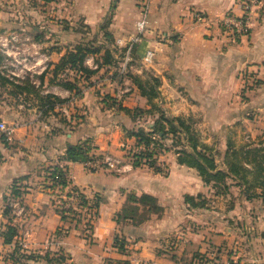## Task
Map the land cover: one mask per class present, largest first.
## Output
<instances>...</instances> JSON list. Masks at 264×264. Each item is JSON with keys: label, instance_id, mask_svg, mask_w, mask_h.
<instances>
[{"label": "crops", "instance_id": "crops-1", "mask_svg": "<svg viewBox=\"0 0 264 264\" xmlns=\"http://www.w3.org/2000/svg\"><path fill=\"white\" fill-rule=\"evenodd\" d=\"M19 2L26 4L22 5L25 13L41 21L13 28H32L29 52L38 53L30 55L31 64L23 72L34 88L13 86L0 78V121L15 126L10 141L2 140L0 134V232L8 226L17 231L9 245L0 236V264H40L42 258L43 264H102L108 259L173 264L177 259H168L165 249L159 250L181 221L174 208L199 209L189 207L185 196L196 203L201 199L207 207L209 195H216L194 169L178 164L171 141L165 142L167 150L156 157L162 172L145 166L119 173L103 168L90 171L81 163L64 162L65 151L70 145L90 141L96 156L120 158L122 147L134 144L126 139L125 131L150 128L160 116L189 121L206 147L209 142L225 143L224 162L233 142L264 141V14L248 36L234 38L225 34L220 21L227 14L241 15L239 0ZM143 4H147V24L137 35ZM196 14L201 21L194 18ZM130 44L126 76L119 77L123 52ZM76 47L95 51L83 63L92 74L73 71L62 76L58 65ZM105 51L111 56L108 64H103ZM145 56L150 57L149 63ZM15 81L17 85L22 79ZM65 82L74 92L78 90L76 97L63 86ZM47 94L66 103L46 110L42 99ZM136 109L146 112L140 121L131 115ZM211 156L216 159L212 151ZM224 162L219 170H226ZM53 167L64 169V187H50L47 176ZM15 181L23 193L13 199L14 208L5 217V202L11 199ZM78 195L86 200L84 206ZM142 195L156 200L160 215H150L138 226L129 219L117 223L127 198ZM57 200H66L70 208L58 211ZM85 219L92 223L88 233L80 231L78 224L67 226ZM258 224L264 244V220ZM215 225L210 219L206 234L230 240L228 235L218 236L221 232H216ZM117 235L126 243L124 253L114 247ZM248 247L250 263L264 264V247L257 256ZM55 253L66 259L56 260ZM18 254L25 256V263L10 262Z\"/></svg>", "mask_w": 264, "mask_h": 264}, {"label": "trees", "instance_id": "trees-1", "mask_svg": "<svg viewBox=\"0 0 264 264\" xmlns=\"http://www.w3.org/2000/svg\"><path fill=\"white\" fill-rule=\"evenodd\" d=\"M116 0H113L115 3ZM88 54H95V51L89 49H81L76 47L74 52L67 54L65 58L58 65L59 71H64L65 69L81 71L87 76L92 74V72L87 71L83 67L84 58ZM111 60V56L108 51H105L103 56V64H108ZM3 58L0 56V67L2 66ZM118 75V73H117ZM123 77V75H118ZM126 76V75H125ZM124 76V77H125ZM0 78L8 82L13 86L33 87L29 83L28 79L22 81H17V85L14 82L5 79L0 72ZM63 86L69 89V92H74V88L63 83ZM75 90L74 95L79 94ZM152 96L155 93L152 92ZM42 107L46 110H52L56 106H62L65 102L60 101L56 97L45 95L42 99ZM115 103H111L114 106ZM45 110V112H46ZM118 110H121L118 107ZM130 114L129 111H126ZM133 119H141L146 113L139 109L131 112ZM140 121V120H139ZM126 139L133 140L132 152L127 155L130 160V165L133 169L145 166L155 172H162L158 168L156 157L162 151L167 150L165 144L166 141H171L170 149H173L177 155V162L179 165L186 166L188 168L194 169L202 182L206 185H210L215 192V195L223 196L228 193L231 182H239V185L243 187V191L250 188H258L261 190L259 195L264 201V143L261 147L250 148L245 146L240 148L238 151L228 147V155L225 157V167L226 170H219L214 158L211 156V149L205 145L200 144L198 137L192 129L189 121L181 118L167 119L164 116H160L153 123L152 127L148 128L146 126H140L130 131H125ZM2 140L4 137L2 136ZM5 141V140H4ZM152 145V146H151ZM96 148L93 147L90 141H84L77 143L75 145H70L65 151L63 161L66 163H85L89 160L100 161L103 159L101 155H95ZM232 150V151H231ZM126 157V156H125ZM64 169L53 167L47 176L50 187H64L67 181L64 179ZM249 177L251 180H249ZM23 179H18L22 181ZM17 181L11 188L10 198L18 199L21 197L23 191L22 188L17 186ZM74 190V189H73ZM77 192V190H74ZM199 198V197H198ZM78 200L85 205L86 200L84 197L78 195ZM9 201L5 202L4 216L8 217L12 212V208L9 206ZM184 202L192 208H199L203 206L204 202L196 203L192 197L185 196ZM95 207V206H94ZM162 212L161 208L158 206L156 200L150 196L142 195L139 198L134 196H129L127 198V203L123 207L122 212L116 216V222L125 221V219L131 220L134 225H141L148 220L150 215H160ZM61 219L64 220L65 217L61 214ZM3 243L9 245L13 242L14 238L17 236V231L15 227L8 226L3 232H0ZM125 241L119 239L118 236L114 239V247L119 253H124L125 251ZM104 264H130L128 261H116V260H105Z\"/></svg>", "mask_w": 264, "mask_h": 264}, {"label": "rangeland", "instance_id": "rangeland-1", "mask_svg": "<svg viewBox=\"0 0 264 264\" xmlns=\"http://www.w3.org/2000/svg\"><path fill=\"white\" fill-rule=\"evenodd\" d=\"M19 1L0 0V37L8 40V46L3 50L8 54V60L6 62V71L8 72L26 71L25 69L31 64L29 61L30 55L38 53L34 51L32 53L29 52V49L32 47L30 45L32 41L30 36V32L32 31L31 27L28 29H13L17 24L28 23L32 25V23L36 24L41 21V19L36 20L34 14H30L29 12L25 13L22 5L24 6L26 4H20ZM27 2V5H31V0H27ZM41 31L43 33L44 29L42 28ZM11 37H14L15 41L10 42ZM43 56V58H46L45 55ZM254 140L236 141L233 142L234 144H230V146L234 151H238L241 147L244 148L245 146H249L250 148L263 146V140ZM132 144L129 143L122 147L124 156L117 158L122 163L128 162V158L125 156L132 152ZM224 144L219 142H209L208 144L210 145L208 147L216 156L214 160L217 167H222L224 162L222 158V153L226 145ZM249 180H251L250 177ZM237 183L236 186L231 184L228 193L223 196L209 195L207 207L203 203V206L199 207V209L191 211L186 208V205H177L174 209L178 210L177 215L181 217V221L178 222V227L174 229L170 237L164 240L163 247L159 251H163L162 249L164 248L168 259L170 258L172 260V256H174L173 260L174 258L177 260L173 264H239L241 261L246 264H251L250 262L253 259L251 258V254H248V246L255 249L256 256L258 250L261 249L260 247H264L261 240V228L258 226L259 219L264 220V202L259 199V195L261 194L260 189L250 188L243 192V187L239 185V182ZM57 201H59L57 204L58 211L62 207L65 208L67 206L68 209L70 208L69 202H65L66 200ZM197 202L201 203V199H198ZM74 206L76 207V205ZM223 217H225L224 225L221 222ZM210 219L214 220L216 224L214 227L216 232H221L218 236L226 237L228 235L230 240H217L213 239L210 233L206 234ZM69 224H72V226L78 224L81 227L80 231H87V233L92 228V223L90 220L86 222V219L80 223H67V226ZM225 229L228 231H225ZM216 232H214V236L217 235ZM118 238L122 239L121 236H118ZM56 255L57 253L54 254V256ZM40 257L42 258V256ZM60 258L66 259L60 255L58 257L56 256V260ZM15 261L25 263V256L18 254L17 258L10 259V262ZM43 262H46L44 258L41 259L40 264H43ZM104 262L105 260L102 264Z\"/></svg>", "mask_w": 264, "mask_h": 264}, {"label": "built area", "instance_id": "built-area-1", "mask_svg": "<svg viewBox=\"0 0 264 264\" xmlns=\"http://www.w3.org/2000/svg\"><path fill=\"white\" fill-rule=\"evenodd\" d=\"M239 2L241 4V15L233 16L232 14H227L220 21L221 28L225 32V34L234 38L248 36L254 24L257 23L264 14V0H239ZM194 18L197 21L202 20L200 14H196ZM146 24H147V4H143L141 8V18L136 23L137 35H141L144 32ZM137 40H138V36L133 40V42H136ZM11 41H15L14 37L10 38V42ZM7 42L8 40L6 38L0 37V56L3 58V63L2 66L0 67V72L2 74L4 73L5 76H7L6 78H9V80L12 82H16L15 80H17V78H21L22 80H24L26 78L25 77L26 75L22 70L16 72L6 71V67H7L6 62L8 60L7 57L8 54L3 50L7 48L8 46ZM132 45L133 44H130L125 50V54L123 60L121 61V65L118 71L119 75L125 74L127 70L128 64L130 63V54L133 47ZM145 62L147 63L150 62L149 56H145ZM73 71L74 70L65 69L62 72L63 73L62 76H66L70 73H73ZM14 130H15L14 125H7L6 123L0 121V134L3 135L5 141L8 142L11 140ZM83 166L85 169H88L90 171H95L103 168L110 170L114 173H119L120 171H124L128 167L129 168L131 167L129 158H128V162L122 163V161H119V159L110 156H105L100 161H94V160L86 161L85 163H83ZM157 166L159 169L163 170L162 165L157 164ZM64 179L66 180V175H64ZM8 203L9 206L13 209L14 208L13 199H10ZM67 209H68L67 206L65 208L62 207L63 211H66Z\"/></svg>", "mask_w": 264, "mask_h": 264}]
</instances>
